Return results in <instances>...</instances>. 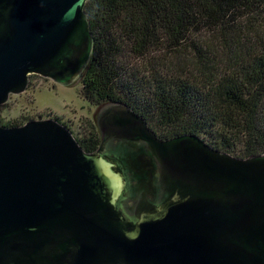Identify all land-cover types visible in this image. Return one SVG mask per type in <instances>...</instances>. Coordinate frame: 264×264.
Segmentation results:
<instances>
[{"label": "water", "instance_id": "1", "mask_svg": "<svg viewBox=\"0 0 264 264\" xmlns=\"http://www.w3.org/2000/svg\"><path fill=\"white\" fill-rule=\"evenodd\" d=\"M87 0H0V105L86 66ZM86 152L55 118L0 124V264H264V154L160 139L126 104Z\"/></svg>", "mask_w": 264, "mask_h": 264}, {"label": "trees", "instance_id": "2", "mask_svg": "<svg viewBox=\"0 0 264 264\" xmlns=\"http://www.w3.org/2000/svg\"><path fill=\"white\" fill-rule=\"evenodd\" d=\"M84 12L90 103H124L164 139L264 154V0H87ZM76 140L96 145V125Z\"/></svg>", "mask_w": 264, "mask_h": 264}, {"label": "rangeland", "instance_id": "3", "mask_svg": "<svg viewBox=\"0 0 264 264\" xmlns=\"http://www.w3.org/2000/svg\"><path fill=\"white\" fill-rule=\"evenodd\" d=\"M29 77L24 92L10 94L6 103L0 105L4 123L56 116L71 128L69 131L75 138L87 133L92 124L96 125L94 116L102 105L96 106L85 99L79 82L66 86L38 74Z\"/></svg>", "mask_w": 264, "mask_h": 264}, {"label": "flooded vegetation", "instance_id": "4", "mask_svg": "<svg viewBox=\"0 0 264 264\" xmlns=\"http://www.w3.org/2000/svg\"><path fill=\"white\" fill-rule=\"evenodd\" d=\"M84 68H85V67H84ZM82 72H83V69H82L81 72L77 75V77H76L71 83L67 84L66 86H68V85H70V84H72V83H74V82H76V81L79 82V84H80V80H81ZM29 82H30V81H29ZM62 124H63V123H62ZM63 125H64V124H63ZM65 126H66V128H67L68 130L72 131L71 128H70L67 124H65ZM96 130H97V136H98V143L95 145L94 142H90V141L85 142V143L83 144L84 147H82V146L80 145V146L83 148L84 151L90 153V152H94V151H96V150L99 148L100 143L102 142V136H101V133H100L98 127H97V123H96ZM152 131H153V130H152ZM153 132H154V131H153ZM154 134H155L158 138H160V139H164V138L159 137L155 132H154ZM170 139H171V138H170ZM164 140H166V139H164Z\"/></svg>", "mask_w": 264, "mask_h": 264}]
</instances>
